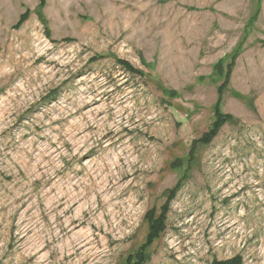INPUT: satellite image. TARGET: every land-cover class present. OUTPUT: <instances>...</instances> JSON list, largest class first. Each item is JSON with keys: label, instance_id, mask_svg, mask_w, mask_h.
<instances>
[{"label": "rangeland", "instance_id": "1", "mask_svg": "<svg viewBox=\"0 0 264 264\" xmlns=\"http://www.w3.org/2000/svg\"><path fill=\"white\" fill-rule=\"evenodd\" d=\"M165 204L143 264H264V0H0V264H125Z\"/></svg>", "mask_w": 264, "mask_h": 264}, {"label": "trees", "instance_id": "2", "mask_svg": "<svg viewBox=\"0 0 264 264\" xmlns=\"http://www.w3.org/2000/svg\"><path fill=\"white\" fill-rule=\"evenodd\" d=\"M222 64L219 63L215 68L217 73L223 77V83L217 88V101L212 107L213 111V121L210 125V128L207 130L205 134L202 135V137L198 140L199 142L203 144H208L213 137L219 132L221 127L227 123V121L230 119L229 115H224L220 109H219V101L222 98L223 92L225 88L228 85V78L230 74V68L233 66V62H230L228 66L225 69V72L222 69ZM127 71L134 70L133 68L129 67L125 63L122 65ZM219 76V77H220ZM196 141V142H198ZM193 146V144H192ZM163 211L159 215H155V212L153 209L149 210L145 216V219L148 223V233L145 238V243L139 247V250L135 254H131L126 258L125 264H143L145 261L144 258V250L154 242L155 239L159 237L161 232L164 230V207ZM214 264H242V258L240 256H235L232 259H229L227 261L222 262H216Z\"/></svg>", "mask_w": 264, "mask_h": 264}]
</instances>
